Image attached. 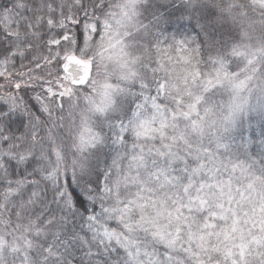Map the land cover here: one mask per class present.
<instances>
[{
    "label": "snow or ice",
    "instance_id": "snow-or-ice-1",
    "mask_svg": "<svg viewBox=\"0 0 264 264\" xmlns=\"http://www.w3.org/2000/svg\"><path fill=\"white\" fill-rule=\"evenodd\" d=\"M0 264H264V0H0Z\"/></svg>",
    "mask_w": 264,
    "mask_h": 264
},
{
    "label": "trees",
    "instance_id": "trees-1",
    "mask_svg": "<svg viewBox=\"0 0 264 264\" xmlns=\"http://www.w3.org/2000/svg\"><path fill=\"white\" fill-rule=\"evenodd\" d=\"M80 39H81V42H82V39H83V38H82V37H80ZM29 95H30V93H29Z\"/></svg>",
    "mask_w": 264,
    "mask_h": 264
},
{
    "label": "rangeland",
    "instance_id": "rangeland-1",
    "mask_svg": "<svg viewBox=\"0 0 264 264\" xmlns=\"http://www.w3.org/2000/svg\"><path fill=\"white\" fill-rule=\"evenodd\" d=\"M30 95H31V93H30Z\"/></svg>",
    "mask_w": 264,
    "mask_h": 264
}]
</instances>
